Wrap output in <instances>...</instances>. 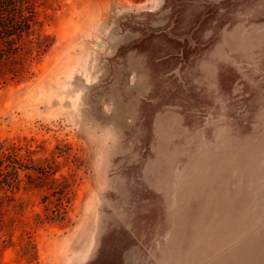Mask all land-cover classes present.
<instances>
[{
  "label": "rangeland",
  "instance_id": "374dc122",
  "mask_svg": "<svg viewBox=\"0 0 264 264\" xmlns=\"http://www.w3.org/2000/svg\"><path fill=\"white\" fill-rule=\"evenodd\" d=\"M40 11L0 87V264H264V0Z\"/></svg>",
  "mask_w": 264,
  "mask_h": 264
},
{
  "label": "trees",
  "instance_id": "16d2710c",
  "mask_svg": "<svg viewBox=\"0 0 264 264\" xmlns=\"http://www.w3.org/2000/svg\"><path fill=\"white\" fill-rule=\"evenodd\" d=\"M41 1L0 0V87L8 82L18 83L24 79L28 74L29 63L43 52L40 34H35L40 23ZM2 148L0 144V174L4 151ZM8 154L7 157L13 156L10 150ZM16 180L17 174L7 182L10 190L15 186Z\"/></svg>",
  "mask_w": 264,
  "mask_h": 264
}]
</instances>
